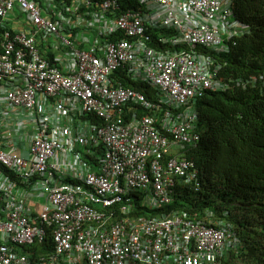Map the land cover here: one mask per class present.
I'll return each mask as SVG.
<instances>
[{"label":"built area","instance_id":"2783aa9c","mask_svg":"<svg viewBox=\"0 0 264 264\" xmlns=\"http://www.w3.org/2000/svg\"><path fill=\"white\" fill-rule=\"evenodd\" d=\"M136 1L169 13L168 26L190 25L186 41L193 44L209 41L228 18L220 0ZM123 2L0 0L2 27L18 29L12 37L5 35L0 52V264H25L26 257L14 249L43 243L50 235L56 255L48 264H126L130 257L129 247L119 254V229L112 244L99 249L74 237L77 223L98 216L93 205L119 203L133 190L147 188L152 177L160 185L161 166L154 155L167 151L169 141L153 119L135 113L130 120L123 117L132 98L146 107L149 103L132 91L112 90L111 76L119 67L142 72L153 86L184 102L209 85V74L197 57L149 48V38L110 44L106 38L113 33L133 37L143 32L140 19L129 22L119 15ZM65 33L76 35L71 40ZM90 37L96 39L94 46L75 50L69 60L59 57ZM39 45L56 55L53 62L40 56ZM90 116L100 123L83 119ZM147 158L153 159L149 172ZM178 165L174 162L169 170ZM177 173L182 175V169ZM133 225L144 235L152 229ZM141 238L136 232L131 242Z\"/></svg>","mask_w":264,"mask_h":264},{"label":"clouds","instance_id":"9594fccd","mask_svg":"<svg viewBox=\"0 0 264 264\" xmlns=\"http://www.w3.org/2000/svg\"><path fill=\"white\" fill-rule=\"evenodd\" d=\"M61 1L56 0L58 4ZM133 1L136 7L130 5V0L124 2L121 0L123 11L119 15L127 16L129 22L140 19L143 32L133 37H129L125 32H116L106 38L108 42L112 44L125 39L131 42H143L149 38L147 42L149 48L159 51L160 54L197 57L203 61V69L209 74V85L202 87L200 94L188 97L182 102L180 95L171 93L164 87L153 86L142 72L130 74L128 69L119 67L112 74L114 81L109 85L112 90L132 91L143 96L149 103V107H146L141 102H136V98H132L134 101L123 107V117L130 120L135 113L139 119L144 117L153 119L155 126L169 141L167 151L162 152L160 156L154 155L161 166V174H157L160 185L158 187L156 177H152L147 188L133 190L119 203L109 207H102V204L93 205L98 216L92 221L77 223L74 237L75 239L84 237V243L99 249L100 245L112 244L111 239L118 237L115 229H119L118 234H122L118 238L119 254L127 252L126 248L129 247L127 253L130 257L125 259L126 264H176L173 259L187 260L188 257L197 259V262L193 261L196 264H221L231 252L238 254L243 248L244 226L240 227L231 221V213L225 207L220 194L210 189L202 169L190 159L189 152L207 138L208 126L206 122H202L199 111V104L203 100L213 95L238 94V92L264 95V73L234 76L230 72L231 62L225 59L226 55H233L234 52L236 55L238 40L251 36L254 27L243 22L236 15L235 0H220L224 8L223 13H227L228 16L225 26H218L209 41L193 44L186 41L191 29L190 25L168 26L165 17L169 13L146 9L141 3ZM150 32H156L158 35L157 42L152 46L150 43L153 39ZM7 33L12 37L18 33V29L10 26L7 29L3 28V41ZM63 35H71L72 40L76 34ZM95 41L93 37L76 41L72 51L65 48L59 57L65 60L74 58L72 53L75 50L86 51L94 46ZM60 46L64 49L63 45ZM38 49L41 57L53 62L56 55L50 53L45 45H39ZM135 85L141 90H137ZM83 119L100 123L99 119L93 116ZM164 121L178 135L164 128ZM84 160L90 162L86 157ZM152 160V158L146 160L148 172L152 169ZM174 162L179 165L170 171L169 165ZM92 167H96L95 164H92ZM181 169L183 174H176V171ZM179 198H183L185 209L169 211L168 207L175 200L179 201ZM133 223L141 228L143 225L144 227L149 225L152 229L144 235L142 230L134 228ZM136 232L142 235L140 243L131 242L132 235ZM48 240L52 242L51 235ZM208 246H213V249L208 251ZM24 247L29 246L15 248L14 252L26 257L25 264H48L56 255L54 250L51 255L31 260L25 254Z\"/></svg>","mask_w":264,"mask_h":264},{"label":"trees","instance_id":"16d2710c","mask_svg":"<svg viewBox=\"0 0 264 264\" xmlns=\"http://www.w3.org/2000/svg\"><path fill=\"white\" fill-rule=\"evenodd\" d=\"M235 1L236 15L254 29L251 36L238 40L236 55L234 50L225 56L232 65L230 72L234 76L264 73V0ZM130 5L136 7L135 1L130 0ZM149 34L152 46L158 35ZM2 41L0 24V51ZM199 108L208 126L207 138L191 149L189 157L202 169L210 189L220 194L231 221L244 226L243 248L221 264H264V95H213ZM179 199L169 211L185 209L183 198ZM23 249L35 260L53 254L54 245L48 240Z\"/></svg>","mask_w":264,"mask_h":264}]
</instances>
